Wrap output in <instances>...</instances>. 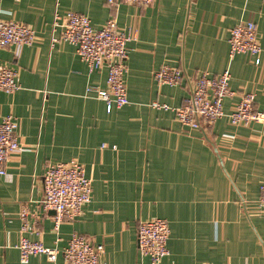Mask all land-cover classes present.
Instances as JSON below:
<instances>
[{"label": "crops", "instance_id": "1", "mask_svg": "<svg viewBox=\"0 0 264 264\" xmlns=\"http://www.w3.org/2000/svg\"><path fill=\"white\" fill-rule=\"evenodd\" d=\"M72 11L99 29L115 18L136 39L127 44L124 83L128 103L107 111L88 87L105 89L106 71L89 72L74 46L59 39L56 13ZM0 20L35 32L32 45L0 49L20 88L0 91V121L18 122L19 148L0 175V264H53L45 256L19 260V213L26 237L61 250L73 233L103 246L104 264H149L139 254V221H168L169 254L161 264H264V215L257 208L264 178V127L232 126L222 117L190 130L175 117L190 86L204 72L229 69V113L240 94L264 108V0H154L147 6L106 0H0ZM256 25L260 63L229 58V31L240 21ZM162 66L180 69L178 85H159ZM152 102L168 109L153 108ZM78 161L91 180V202L80 217L54 229L43 210L41 178L48 163ZM60 260V257L58 258Z\"/></svg>", "mask_w": 264, "mask_h": 264}, {"label": "built area", "instance_id": "2", "mask_svg": "<svg viewBox=\"0 0 264 264\" xmlns=\"http://www.w3.org/2000/svg\"><path fill=\"white\" fill-rule=\"evenodd\" d=\"M20 1V0H14ZM154 0H106L109 6L119 4L147 6ZM53 26L60 29L59 39L74 46L79 59L85 63L89 72L106 71L105 89L87 88L102 100L107 111L120 108L128 103L124 75L128 57L127 44L136 39L131 28L121 29L116 19L109 18L101 28L94 29L85 15L67 11L54 16ZM34 30L23 23L0 20V49L10 45H32ZM229 58L244 54L253 57L255 65L260 63L261 48L253 21H240L229 31ZM180 69L162 66L153 73L159 85H178L181 81ZM231 74L225 69L219 74L202 73L190 86L189 96L180 107L173 108L176 120L185 128L206 133L216 120L227 117L232 126H247L252 123L264 127V108L256 109L255 95L251 92L240 94L239 101L231 112L225 113L223 99L232 95L229 89ZM20 85L15 71L0 65V91L11 94ZM153 108L168 109L167 105L152 102ZM18 122L13 115L0 121V175L6 172V162L19 148L17 140ZM42 209L53 211V227L58 230L60 224L74 220L83 213L85 205L91 202V180L86 176L84 167L76 160L48 163L41 178ZM257 208L264 215V178L259 185ZM21 220L20 239L15 246L19 251L21 263H27L32 256L43 255L53 264H104L100 258L103 246L95 244L86 237L73 233L66 246L59 250L46 247L41 241H31L26 237L29 231L26 212L19 213ZM170 235L168 221L163 218H151L139 221L137 225V246L139 254L149 259V264H161L169 254L167 241ZM60 257V260L58 259Z\"/></svg>", "mask_w": 264, "mask_h": 264}]
</instances>
